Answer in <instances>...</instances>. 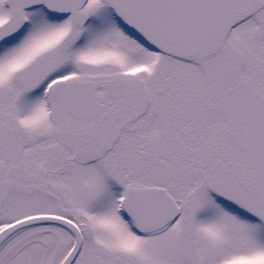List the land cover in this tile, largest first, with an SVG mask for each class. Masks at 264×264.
Returning <instances> with one entry per match:
<instances>
[{"label": "snow or ice", "instance_id": "obj_1", "mask_svg": "<svg viewBox=\"0 0 264 264\" xmlns=\"http://www.w3.org/2000/svg\"><path fill=\"white\" fill-rule=\"evenodd\" d=\"M0 264H264V0H0Z\"/></svg>", "mask_w": 264, "mask_h": 264}]
</instances>
